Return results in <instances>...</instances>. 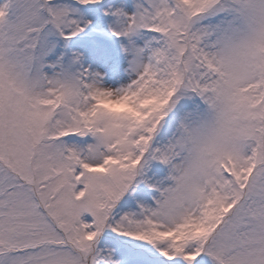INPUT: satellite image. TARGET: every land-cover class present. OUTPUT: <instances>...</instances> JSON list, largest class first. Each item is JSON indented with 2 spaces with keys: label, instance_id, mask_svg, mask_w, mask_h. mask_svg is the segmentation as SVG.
I'll return each instance as SVG.
<instances>
[{
  "label": "snow or ice",
  "instance_id": "snow-or-ice-1",
  "mask_svg": "<svg viewBox=\"0 0 264 264\" xmlns=\"http://www.w3.org/2000/svg\"><path fill=\"white\" fill-rule=\"evenodd\" d=\"M0 264H264V0H0Z\"/></svg>",
  "mask_w": 264,
  "mask_h": 264
}]
</instances>
